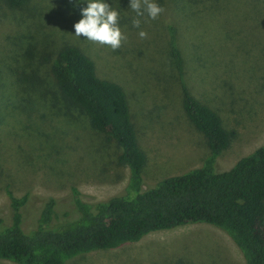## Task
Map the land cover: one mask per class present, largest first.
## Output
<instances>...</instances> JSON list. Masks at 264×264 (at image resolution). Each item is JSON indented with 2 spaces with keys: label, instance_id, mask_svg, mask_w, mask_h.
I'll return each instance as SVG.
<instances>
[{
  "label": "rangeland",
  "instance_id": "374dc122",
  "mask_svg": "<svg viewBox=\"0 0 264 264\" xmlns=\"http://www.w3.org/2000/svg\"><path fill=\"white\" fill-rule=\"evenodd\" d=\"M106 2L119 11L127 36L117 50L75 36L87 0H32L23 8L0 0V230L12 221L8 190L27 195L23 225L32 230L48 197L58 202L56 220L74 219L80 212L73 188L96 202L123 193L131 179L116 140L91 127L51 74L52 59L66 44L81 46L97 73L127 93L148 156L142 189L202 166L210 153L207 137L183 107L169 24L177 29L190 93L236 132L216 170L230 169L264 144V0H156L165 11L140 29L132 25L130 0ZM68 263L246 264L232 238L204 222L154 231ZM0 264L18 263L0 258Z\"/></svg>",
  "mask_w": 264,
  "mask_h": 264
},
{
  "label": "trees",
  "instance_id": "16d2710c",
  "mask_svg": "<svg viewBox=\"0 0 264 264\" xmlns=\"http://www.w3.org/2000/svg\"><path fill=\"white\" fill-rule=\"evenodd\" d=\"M5 1L10 7L23 8L32 0ZM168 29L184 110L208 139L210 153L203 165L142 189L148 156L139 142L127 93L97 73L94 59L81 46L66 44L52 59L51 74L62 95L87 115L91 127L116 140L122 149L119 160L130 169L131 179L123 193L96 202L84 201L73 188L80 212L74 219L56 220L58 202L48 197L32 230L23 225L27 195L17 197L8 190L12 221L0 230L1 259L18 264H69L78 254L117 248L154 231L204 222L226 232L246 264H264V144L230 169L216 170L217 158L236 132L225 127L217 111L190 93L177 29L172 24Z\"/></svg>",
  "mask_w": 264,
  "mask_h": 264
},
{
  "label": "clouds",
  "instance_id": "9594fccd",
  "mask_svg": "<svg viewBox=\"0 0 264 264\" xmlns=\"http://www.w3.org/2000/svg\"><path fill=\"white\" fill-rule=\"evenodd\" d=\"M129 8L135 13L133 27L140 29L143 22L157 20L165 11L156 0H130ZM82 19L75 23V36L88 41L106 45L117 50L127 40L126 34L119 26L120 13L106 0H87L82 10ZM141 39L147 38V32L140 30Z\"/></svg>",
  "mask_w": 264,
  "mask_h": 264
}]
</instances>
